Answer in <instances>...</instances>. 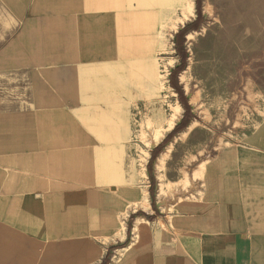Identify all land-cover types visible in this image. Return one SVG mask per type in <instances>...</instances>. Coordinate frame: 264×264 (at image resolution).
Returning <instances> with one entry per match:
<instances>
[{
    "label": "crops",
    "instance_id": "1",
    "mask_svg": "<svg viewBox=\"0 0 264 264\" xmlns=\"http://www.w3.org/2000/svg\"><path fill=\"white\" fill-rule=\"evenodd\" d=\"M179 4L0 0V77L19 88L0 90V264H264V116L173 202L162 151L141 176L127 154L119 99L133 96L103 73L153 50Z\"/></svg>",
    "mask_w": 264,
    "mask_h": 264
},
{
    "label": "rangeland",
    "instance_id": "2",
    "mask_svg": "<svg viewBox=\"0 0 264 264\" xmlns=\"http://www.w3.org/2000/svg\"><path fill=\"white\" fill-rule=\"evenodd\" d=\"M193 2L194 15L182 26L178 17L187 12L184 6L179 4L168 9L158 28L153 50L133 52V59L113 66L109 74L102 69L103 76L111 79L105 83L109 89L133 96L119 102L123 103L122 114L129 122L125 137L127 154L134 158L138 175H143L144 164L152 156L151 150L173 129L155 146H148L156 132L147 123L148 116L155 119L160 112L162 120L165 119L172 92L176 94L174 100L182 107L177 122L188 117L189 124L193 125L186 135L181 133L187 128L171 140L169 159L156 162V186L159 194L162 193L159 198L165 203L173 202L180 188L190 187V173L197 161L238 138L244 129L264 116V0H201L202 19L194 30L200 33L196 41L184 36L187 58L181 72L185 71L186 81L181 80V72L176 76L189 108L181 103L170 82L171 70L181 61L175 48V28L178 32L196 20L195 0ZM207 4L211 5V12L207 11ZM203 28L206 34H201ZM118 53L119 57L123 55V52ZM160 75L164 86L159 85ZM15 89L19 88L13 76L0 77V90ZM171 143L159 151H166ZM203 167L196 175H203Z\"/></svg>",
    "mask_w": 264,
    "mask_h": 264
},
{
    "label": "bare ground",
    "instance_id": "3",
    "mask_svg": "<svg viewBox=\"0 0 264 264\" xmlns=\"http://www.w3.org/2000/svg\"><path fill=\"white\" fill-rule=\"evenodd\" d=\"M183 6H184V8L186 9L187 12H183L181 15H179L178 21L180 23V26L184 25L185 20L189 19L190 17H192L194 15V2H193V0H183ZM206 9H207L208 12H211V5L207 4L206 5ZM205 30L206 29L203 28L201 30V34L205 33ZM175 31H177V27L175 28ZM199 33L200 32H198V31L189 32V33H187L186 36H187V38L189 40L196 41V35L199 34ZM180 78H181L182 81H184V82L186 81L185 71L181 72ZM162 79H163V76L160 75L159 85L164 86V83H162L163 82ZM174 95L176 96V94L172 92V95L170 97H168L167 116H166L165 119H163L164 122L161 125H156L155 124L156 122H162L163 121L162 120L163 117L161 116L162 114H160V112H158V115L155 117V119H154V117L152 118V117L148 116L149 120H148L147 123L150 124V126H151V128H153V130L156 129L155 130L156 132L151 136V139H150L151 143L149 145L147 144L150 147L155 146L158 142H160V140L163 138L165 133L170 131L175 126L176 122L181 117L182 107H181V105L178 102H176L174 100ZM196 97H197V95H196ZM141 125H143V124H141ZM192 128H193V125L189 124L188 128L185 131H183L181 133V135H186ZM141 133H140V135H141ZM171 146H172V143L168 146V148H166V151H164V152H162L160 154V156L157 158L156 162L167 161L169 159L168 152H170L169 148ZM121 227H122V224H121Z\"/></svg>",
    "mask_w": 264,
    "mask_h": 264
},
{
    "label": "trees",
    "instance_id": "4",
    "mask_svg": "<svg viewBox=\"0 0 264 264\" xmlns=\"http://www.w3.org/2000/svg\"><path fill=\"white\" fill-rule=\"evenodd\" d=\"M195 4H196V13H197V18L196 20L191 23V24H187L185 25L182 29H180L176 35H175V48L177 53L180 55L181 57V61L178 65H176L170 73V82L172 87L174 88V90L178 93L179 97H180V101L181 103L184 105L185 108H189L187 102H186V98L184 96L183 90L181 89V87L177 84L176 81V76L178 75V73H180L182 70H184L185 66H186V58H187V52L186 49L183 45L184 39H185V35L191 30L194 29L196 30L198 28V23L199 21L202 19V10H201V0H195ZM189 123V118L188 117H184L177 125H175V127L173 128V130L162 140V142H160L156 148L154 149V151L152 152V160L153 158L157 155L158 151L161 150L162 147L165 146V144L168 142V138H170V136L175 133L178 132V130L181 127H185L187 124ZM151 176V174H150ZM152 181H153V176H152ZM153 191V188H152Z\"/></svg>",
    "mask_w": 264,
    "mask_h": 264
}]
</instances>
